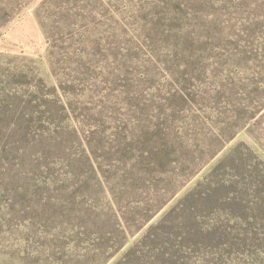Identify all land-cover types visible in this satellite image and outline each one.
Segmentation results:
<instances>
[{
	"label": "rangeland",
	"instance_id": "1",
	"mask_svg": "<svg viewBox=\"0 0 264 264\" xmlns=\"http://www.w3.org/2000/svg\"><path fill=\"white\" fill-rule=\"evenodd\" d=\"M241 158L263 169L264 0H0V264H225L221 231L264 237ZM188 229L177 262L125 258ZM249 244L229 264H264Z\"/></svg>",
	"mask_w": 264,
	"mask_h": 264
},
{
	"label": "trees",
	"instance_id": "2",
	"mask_svg": "<svg viewBox=\"0 0 264 264\" xmlns=\"http://www.w3.org/2000/svg\"><path fill=\"white\" fill-rule=\"evenodd\" d=\"M251 156L254 157L252 153H251ZM260 164L263 166L262 170H260L259 167H256L254 171H249L245 167V163H244L243 158H241V163H240L239 167H242L244 170L243 174H241V175L248 174L249 177H251L253 179V183H255V185L258 184L260 187H262V186H264V162L261 161ZM260 190H261V188H259L257 190V192L259 193ZM262 193H264V190L261 191V194ZM261 198L264 202V197H261ZM256 205L258 206V210L261 211V214L263 216L261 220L264 221V203L257 202ZM236 218H240V217L237 216ZM158 229H161V228H158ZM217 231L218 230L211 232L209 234V236L216 235ZM249 235H250V232L243 233L239 229H236V230H233L230 232L227 230L221 231L220 234L215 237L217 239L216 243L213 244V247L220 249V253H214V254L220 255L222 258V261H224L225 264H229L232 257H228V256H232L233 254H235V252L237 254L245 255V250L250 247V244H249L250 242L260 241L263 243V241H264V237L260 238L259 233L257 231H255V233H253L252 235H250V236ZM157 236H160V238H163V240H162L163 242L160 241L156 245H153V244H149V242H148V239H150L151 236H148L147 238H143L140 242L135 244L134 247L126 253L125 258H127V260L130 263H132V262L140 263V260L142 258H144V257L147 258V257L153 256V254H155L154 252H156V250L158 251L159 259H165V256L167 254H169V251H170L171 258H168V259L169 260L171 259V262L173 263V262H177V260L172 261V259H174L180 255V251H182L185 248L184 246H187L191 242H194L193 229H188L185 232V237L183 239L182 245L179 243L173 244V246H170L168 249L166 248V251H164V250L162 251V249L161 250H159V249L165 245L164 241L167 242L166 241L167 238H165L164 233H162V234L158 233ZM168 240H171V239L168 238ZM193 245L188 246L186 248H191ZM176 246H177V248H179V250L175 249L174 251H171ZM146 249H148V251H146ZM224 252H227L228 256H225ZM254 253H255V251H253V254ZM181 254H183V252H181ZM207 262H209V264L214 263L213 261H210V259L207 260ZM247 264H249V263H247Z\"/></svg>",
	"mask_w": 264,
	"mask_h": 264
}]
</instances>
